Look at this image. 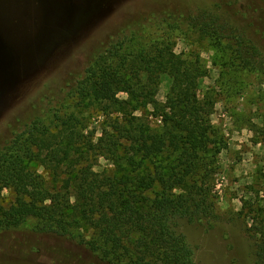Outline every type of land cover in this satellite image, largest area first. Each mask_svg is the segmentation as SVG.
<instances>
[{"label":"trees","instance_id":"trees-1","mask_svg":"<svg viewBox=\"0 0 264 264\" xmlns=\"http://www.w3.org/2000/svg\"><path fill=\"white\" fill-rule=\"evenodd\" d=\"M186 21L225 43L243 68H264L254 41L221 15L202 10ZM130 28L100 48L74 87L78 106L95 104L110 118L101 137L85 134L82 119L65 107L52 117L36 114L0 143V197L5 188L16 196L8 207L0 198V231L35 221L36 232L74 241L106 264H197L177 228L182 219H220L214 181L228 144L212 122L217 100L198 94L208 73L200 54H178L172 38L139 44ZM163 74L172 85L160 102ZM149 107L159 126L137 114ZM101 157L115 167L97 171ZM257 215L247 230L255 264H264V216Z\"/></svg>","mask_w":264,"mask_h":264},{"label":"rangeland","instance_id":"rangeland-1","mask_svg":"<svg viewBox=\"0 0 264 264\" xmlns=\"http://www.w3.org/2000/svg\"><path fill=\"white\" fill-rule=\"evenodd\" d=\"M202 10L240 28L264 63V0H0V143L23 131L36 114L52 117L65 107L82 119L85 134L101 137L110 118L95 104L78 106L74 100V87L93 56L129 26L128 36L139 44L172 38L178 54H200L208 73L199 80L198 94L215 96L212 122L228 144L214 181L220 219H182L177 229L194 249L197 264H255L247 228L264 209V68H243L222 49L225 43L190 26L187 17ZM171 85L172 78L163 74L160 102ZM151 111L137 114L150 115L159 126L161 118ZM97 163V171L115 167L104 157ZM38 172L50 182L44 168ZM0 198L8 207L16 196L5 188ZM262 216L264 211L257 215ZM35 224L0 231V264H106L74 241L36 232Z\"/></svg>","mask_w":264,"mask_h":264}]
</instances>
